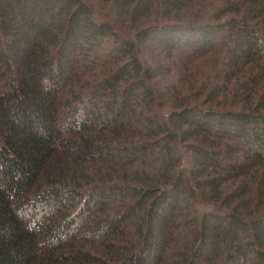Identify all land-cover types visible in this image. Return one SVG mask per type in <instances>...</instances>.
Instances as JSON below:
<instances>
[{
  "label": "trees",
  "instance_id": "trees-1",
  "mask_svg": "<svg viewBox=\"0 0 264 264\" xmlns=\"http://www.w3.org/2000/svg\"><path fill=\"white\" fill-rule=\"evenodd\" d=\"M0 264H264V0H0Z\"/></svg>",
  "mask_w": 264,
  "mask_h": 264
}]
</instances>
